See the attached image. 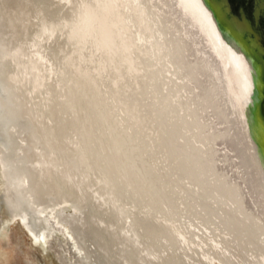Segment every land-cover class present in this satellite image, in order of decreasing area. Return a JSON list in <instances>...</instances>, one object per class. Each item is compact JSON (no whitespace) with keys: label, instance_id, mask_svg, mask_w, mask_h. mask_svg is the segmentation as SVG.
I'll return each instance as SVG.
<instances>
[{"label":"bare ground","instance_id":"obj_1","mask_svg":"<svg viewBox=\"0 0 264 264\" xmlns=\"http://www.w3.org/2000/svg\"><path fill=\"white\" fill-rule=\"evenodd\" d=\"M222 29L208 0H0L8 214H52L70 264H264V81Z\"/></svg>","mask_w":264,"mask_h":264},{"label":"rangeland","instance_id":"obj_2","mask_svg":"<svg viewBox=\"0 0 264 264\" xmlns=\"http://www.w3.org/2000/svg\"><path fill=\"white\" fill-rule=\"evenodd\" d=\"M230 4L228 0L229 13L234 12ZM250 110L258 126L252 131L264 151V122L258 118L257 108ZM65 231L51 214L44 218L38 234L33 233L20 217L8 214L0 195V264H70Z\"/></svg>","mask_w":264,"mask_h":264},{"label":"water","instance_id":"obj_3","mask_svg":"<svg viewBox=\"0 0 264 264\" xmlns=\"http://www.w3.org/2000/svg\"><path fill=\"white\" fill-rule=\"evenodd\" d=\"M227 1L208 0L219 24L231 37L238 41L264 81V34L261 21L257 17L251 18L246 14H236L232 11L229 13L226 5ZM230 5L234 10L233 4ZM259 92L264 94V89L262 88ZM262 109V115L264 116V108Z\"/></svg>","mask_w":264,"mask_h":264},{"label":"flooded vegetation","instance_id":"obj_4","mask_svg":"<svg viewBox=\"0 0 264 264\" xmlns=\"http://www.w3.org/2000/svg\"><path fill=\"white\" fill-rule=\"evenodd\" d=\"M233 4L234 13L257 17L261 21L264 34V0H229Z\"/></svg>","mask_w":264,"mask_h":264}]
</instances>
